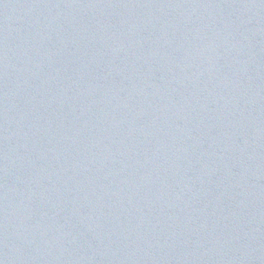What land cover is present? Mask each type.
<instances>
[{"label": "water", "instance_id": "obj_1", "mask_svg": "<svg viewBox=\"0 0 264 264\" xmlns=\"http://www.w3.org/2000/svg\"><path fill=\"white\" fill-rule=\"evenodd\" d=\"M0 264H264V0H0Z\"/></svg>", "mask_w": 264, "mask_h": 264}]
</instances>
